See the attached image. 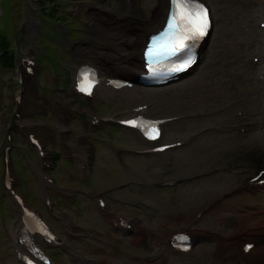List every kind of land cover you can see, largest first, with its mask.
<instances>
[{"label":"rangeland","instance_id":"374dc122","mask_svg":"<svg viewBox=\"0 0 264 264\" xmlns=\"http://www.w3.org/2000/svg\"><path fill=\"white\" fill-rule=\"evenodd\" d=\"M0 1V28L2 21L8 25V37L15 44L18 43L20 50L27 46L37 47V39L28 26L47 23L51 31L56 32L46 31V35L41 37L46 56L39 60L42 74L44 73L41 80L38 78L42 88L41 96L52 100L55 92L52 95L50 92L48 96L45 93L59 81L60 73L64 77L56 87L66 88L69 82L70 69L63 68V64L72 68L79 62L75 50L71 51L70 56L62 48L69 49L66 39L59 38L58 35L65 31V25L43 22V16L33 0ZM206 1L214 11L215 29L206 49L204 63L181 83L150 93V99L158 102L160 115L186 117V120L168 129L167 141L196 134L191 144L173 153V166L169 169L164 168L165 162L160 159L130 157L127 153L121 154L119 159L121 164H128L127 167H122L112 158L109 150L96 144V161L91 167L92 172L96 171V178L95 187L92 189L103 190L110 185L123 184V189L114 195L115 207L120 213L138 212L135 232L124 235L123 245L116 242L111 248L110 242L116 233L111 228L109 230L108 220L106 221L87 198H82L80 204H72L70 207L59 201L53 215L45 213L52 227L59 233H63L65 227L61 211H66L71 217L76 216L86 229L87 239L105 245L107 254L122 264H254L259 255L263 254L262 251L264 252L261 250L264 248V230L246 229L242 223L244 215L254 209L264 212V189L255 196L247 194L243 189L245 178L257 171L254 162H250L248 158L256 159L264 150V30L259 28V22L264 21V0ZM164 3L165 0H81L75 3L62 0L64 11L71 13L69 23H75L73 25L76 30L81 32V37L77 40L78 48L85 49L86 52H91L92 49L88 46L94 43L105 50L107 47L109 49L105 40L94 33L97 26H100L89 18L94 9L86 11V8L92 6L110 11L105 27L111 34L124 38L127 33L125 30L132 28L136 32L142 29L145 22L150 24L153 17L157 18ZM121 5L137 9L134 17L121 13L124 32L115 31L111 24L114 16L122 11ZM72 15L80 16V21L74 22ZM23 27L25 33L22 37L19 30ZM21 37L23 40L19 41ZM70 38L74 39L73 35ZM253 56L258 57V63H251ZM0 79L1 145L5 141V131L9 128L7 117L13 111L12 102L17 85L15 72L1 71ZM41 81L44 82L43 85ZM240 99L244 100L242 106L239 104L235 108L227 107L231 102ZM124 107L121 100H111L110 109L105 113L118 112ZM237 110L244 113V121L255 123L253 130L245 134L235 130L237 123L234 118L237 117ZM40 122L50 128L55 125L51 117H41ZM257 122L260 123L259 126ZM105 140L111 146L140 145L134 135L115 128L110 129ZM23 158L20 150L14 157L22 180L19 189L27 201L36 206L39 205V199L36 192H33V187L36 190L37 182L28 168H24ZM73 168L72 164L65 166L62 160L58 161L56 174L61 184L72 185L67 179L71 175L69 170ZM197 175L201 176L195 180ZM164 177L182 178L184 182L172 190H155L153 182ZM127 184L130 186L127 187ZM84 189L92 191L91 188ZM134 189L136 194L131 193ZM3 193L5 194L0 186V257L14 263L10 250L11 235L18 225L19 209ZM225 194L231 195L225 197L198 224L195 215ZM133 202L149 203L153 205V209L148 211L141 205L136 210L132 206ZM179 229L206 234V237L198 236L195 252L190 256H178L167 245V238ZM249 240L259 242L260 247L251 258L244 260L240 247ZM232 242H238L239 246H233ZM113 248L120 250L114 251ZM160 253L162 258L153 262L152 259ZM55 259L63 264H88L72 260L67 255ZM259 264H264V260Z\"/></svg>","mask_w":264,"mask_h":264},{"label":"bare ground","instance_id":"6f19581e","mask_svg":"<svg viewBox=\"0 0 264 264\" xmlns=\"http://www.w3.org/2000/svg\"><path fill=\"white\" fill-rule=\"evenodd\" d=\"M121 6H122V11H124V12L121 11L120 13H118L117 17H122L121 13H124V16L131 15L134 17L136 15V13H137L136 8L127 7V5H121ZM168 10H169V0H165V3L163 4V8H162L161 12L159 11L160 15L158 17L156 16L157 18L153 17L150 24H148L149 22H145L144 25L142 26V29L136 30V32H135V29H132V28L125 30L127 33H126V37H124V44L119 46V47H112L111 52L108 51V54L109 53L121 54L122 55V61L119 64H111L108 61H112V58H109V59L106 58L102 62V66L108 68L110 73H113V72L116 73V72L120 71L122 74L129 75V76H133V75H136L138 73H141L142 72V66H141L140 61L137 58L141 57L140 53H141V49L145 43V39H146L148 34H150L151 32H154V30L155 31L158 30L161 27V25L163 24V22L166 19V16L168 14ZM125 13H126V15H125ZM110 14H111L110 11H106L105 14L103 12H99L98 18L105 20V19H107V16ZM117 17L115 16V19H113V21L120 22ZM135 20H137V18H135ZM122 23H124V22H120L118 24V27L120 28V30L122 29L124 32L125 28L122 27ZM126 26H127V24H126ZM130 26H132V25H130ZM132 27H135V26H132ZM95 32L97 33V35H102V36H106L107 34L111 35V34H109V32L106 28L97 29ZM91 47H92V49H94L97 46L92 45ZM81 53H83V55H81ZM89 56H90V53H87L84 51L82 52V50H79L77 52L76 58L78 60H80V59L82 60V59L87 58ZM94 56L96 57L98 63L102 60L101 53L96 52V54H94ZM42 133L48 138H50L52 135V133L47 129H42ZM248 159L250 160V162H254L253 163L254 166L256 165L257 160L255 158L249 157ZM24 218L26 219V220L25 219L24 220L26 221V225H27L25 231H27V232H30V230H32L33 232L34 231L35 232L40 231V229L38 227V223L36 222V220L33 217L25 216ZM245 220L247 221V224L245 225V226H247L246 229L249 228V229H262V230H264V212H260V211H257L254 209L253 212L245 215ZM18 224H20V222ZM23 239H24V237H23ZM141 240H142V238H141ZM141 240H139V242H141ZM257 250H259V248ZM261 250H264V248L262 247ZM262 253L263 254L259 255L260 256L259 259H257V261H254V264H259L260 261L264 260V252L262 251ZM117 264H119V263L117 262Z\"/></svg>","mask_w":264,"mask_h":264},{"label":"snow or ice","instance_id":"6c2138e0","mask_svg":"<svg viewBox=\"0 0 264 264\" xmlns=\"http://www.w3.org/2000/svg\"><path fill=\"white\" fill-rule=\"evenodd\" d=\"M173 10L167 19L166 29L152 39L147 49L149 59L167 58L182 54L184 62L180 70H186L195 63V55L192 52L194 43L198 38L205 37L211 26L209 10L199 0H170ZM83 90V89H82ZM135 126V122H131ZM152 138L159 135L158 130Z\"/></svg>","mask_w":264,"mask_h":264},{"label":"trees","instance_id":"16d2710c","mask_svg":"<svg viewBox=\"0 0 264 264\" xmlns=\"http://www.w3.org/2000/svg\"><path fill=\"white\" fill-rule=\"evenodd\" d=\"M58 1L59 0H43V4L46 6L57 5ZM73 1H78V0H73ZM57 13H58V10L54 14H57ZM0 48L8 49V43L5 42V40L2 37H0ZM8 52L9 51L6 50V53ZM5 64L9 66L13 65V63L11 62V58H9L8 55L5 56Z\"/></svg>","mask_w":264,"mask_h":264}]
</instances>
